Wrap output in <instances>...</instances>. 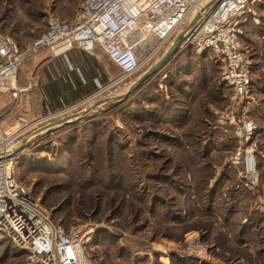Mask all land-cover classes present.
Returning a JSON list of instances; mask_svg holds the SVG:
<instances>
[{"label":"rangeland","instance_id":"374dc122","mask_svg":"<svg viewBox=\"0 0 264 264\" xmlns=\"http://www.w3.org/2000/svg\"><path fill=\"white\" fill-rule=\"evenodd\" d=\"M81 1L0 0V34L24 48L43 33L49 15L70 18ZM261 6L243 24L251 92L241 105L258 124L254 141L259 149L264 148ZM193 15L135 74L119 79L120 70L113 67L114 78L101 79L94 97L78 101L79 107L65 115L98 100L108 102L42 135L31 134L39 129L34 126L20 137L27 141L16 164L17 179L40 198L56 225L86 234L95 264H264V224L255 225L254 216L264 218L253 193L238 187L237 167L230 163L237 140L231 131L223 133L216 126L219 113L228 106L216 57L208 51L197 53L193 47L177 49L138 83L185 33ZM150 47L138 50L141 58ZM11 105L0 115V148L12 130L33 121L14 113ZM19 116L24 121H17ZM260 179L264 189V172ZM215 189L219 193L212 205ZM240 195L244 198L238 204ZM227 212H232V240L243 236L254 248L253 255L241 248L242 243L229 244L224 235L227 227L214 222ZM246 221L252 230L245 227ZM197 234L209 248V260L183 249L185 236ZM0 264H29L27 253L0 240Z\"/></svg>","mask_w":264,"mask_h":264},{"label":"built area","instance_id":"2783aa9c","mask_svg":"<svg viewBox=\"0 0 264 264\" xmlns=\"http://www.w3.org/2000/svg\"><path fill=\"white\" fill-rule=\"evenodd\" d=\"M204 1L82 0L70 18L49 15L43 33L24 48L11 37L0 34V93L10 92L18 98L26 92L28 87L16 82L23 63L41 50L61 45H75L87 52L98 47L120 70L119 79L130 77L190 16L198 14L194 25L184 33L178 51L193 47L197 53L208 51L216 57L219 80L227 88L228 103L219 113L216 126L223 133L234 134L237 146L230 163L237 167L238 187L253 193L254 203L264 218V190L260 191L264 148L259 149L254 141L260 129L241 109L251 92V60L242 44L243 24L264 0ZM150 45V52L141 58L138 50ZM81 103L55 112L46 108L44 116L22 129L12 130L9 141L0 148V240L7 239L17 249L26 251L29 264H95L89 257L86 234L74 229L67 232L56 225L40 198L16 177V164L25 149L14 147L25 139H20L24 132L64 116ZM17 121L24 120L19 116ZM183 243L187 254L201 260L211 258L208 246L198 234L184 238Z\"/></svg>","mask_w":264,"mask_h":264},{"label":"crops","instance_id":"0c3cea01","mask_svg":"<svg viewBox=\"0 0 264 264\" xmlns=\"http://www.w3.org/2000/svg\"><path fill=\"white\" fill-rule=\"evenodd\" d=\"M261 7V5H256L255 9L259 10ZM106 60L110 61V63ZM113 67H115V64L98 47L89 52L83 51L75 45H61L56 49L41 50L31 58L29 63L22 65V71L17 76V84L27 86L28 90L21 93L18 98H12L9 92L0 93V115L12 104L14 113L25 116L32 121L40 117L41 113L46 111V108L55 112L67 107V105L78 103V101L91 97L99 90L101 79L104 81L105 78L107 80L114 78ZM263 172L264 169L260 166V173ZM260 190L264 189L260 188ZM218 193L217 189L212 193V205L217 203L215 195ZM243 198V195L238 197V204L243 202ZM230 210L233 211V209ZM231 213L227 212L223 218L214 220L216 225L223 228L224 226L227 227V233L224 235H226V240L229 244H233L232 236L235 235L230 232L229 227V224L232 223ZM210 214L208 213V215ZM242 215L246 214L243 212ZM256 217L255 225L258 226V223L264 224V221L260 220L259 215L254 216V218ZM250 221H246L245 227L252 230L253 225L247 227L251 223ZM237 234L239 232H236V236ZM187 235L185 238H187ZM243 239V236L240 239L237 238L234 243L237 246L242 243L241 248L251 252L253 255L255 253L254 248ZM211 244L215 245L213 242ZM215 247L219 250L217 244Z\"/></svg>","mask_w":264,"mask_h":264},{"label":"water","instance_id":"95a60500","mask_svg":"<svg viewBox=\"0 0 264 264\" xmlns=\"http://www.w3.org/2000/svg\"><path fill=\"white\" fill-rule=\"evenodd\" d=\"M198 19V14L194 15L193 19L191 20V22L189 23V25L187 26V29L186 31L191 28L194 23L196 22V20ZM185 31V32H186ZM184 33H180L177 38L174 40V42L169 46V48L166 50V52L164 53V55L161 57V59L159 60V62L153 66L147 73H145L143 75V77L141 79H139L138 83L140 81H142L144 78L148 77L152 72L155 71V69L157 67H159L162 63H164L171 55L174 54V52L178 49V46L182 40V37H183ZM110 99H102V100H98L96 102H93L91 104H89L88 106H86V108H84L82 111H78L76 113H73V114H70V115H65V116H62V117H59L58 119H55L49 123H47L46 125H43L41 126L39 129H37L36 131H33L31 134L33 135H37L39 133H41L42 131L44 130H49L51 128H54V127H58V126H62L66 123H69L71 122L73 119L75 118H78L79 115H83L85 113H87L88 111L90 110H93L95 108H97L98 106H100L101 104H104L106 102H108ZM26 139L23 140L21 142L20 145H18V148H16V150H19L21 148H23V146L25 145L26 143Z\"/></svg>","mask_w":264,"mask_h":264},{"label":"trees","instance_id":"16d2710c","mask_svg":"<svg viewBox=\"0 0 264 264\" xmlns=\"http://www.w3.org/2000/svg\"><path fill=\"white\" fill-rule=\"evenodd\" d=\"M211 199H212V195L210 196V203H211ZM178 214H179V212H178ZM3 241H6V242H8V244H11V245H13L9 240H7V239H4ZM14 246V245H13Z\"/></svg>","mask_w":264,"mask_h":264},{"label":"bare ground","instance_id":"6f19581e","mask_svg":"<svg viewBox=\"0 0 264 264\" xmlns=\"http://www.w3.org/2000/svg\"><path fill=\"white\" fill-rule=\"evenodd\" d=\"M64 116H65V115H64ZM61 117H62V116H61ZM57 119H58V118H57ZM53 120H55V119H53ZM53 120H50L49 122H51V121H53ZM49 122H48V123H49ZM46 124H47V123H46ZM46 124H42V125H40L39 127H36V128H40L41 126L46 125ZM13 147H14V146H13ZM16 148H18V146H15V147H14V149H16Z\"/></svg>","mask_w":264,"mask_h":264}]
</instances>
